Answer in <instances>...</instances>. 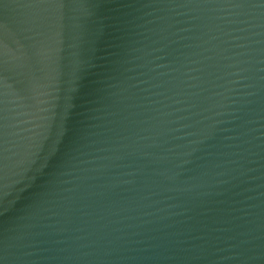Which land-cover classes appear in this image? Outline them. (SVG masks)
Masks as SVG:
<instances>
[{"label":"water","instance_id":"1","mask_svg":"<svg viewBox=\"0 0 264 264\" xmlns=\"http://www.w3.org/2000/svg\"><path fill=\"white\" fill-rule=\"evenodd\" d=\"M0 264H264V0H0Z\"/></svg>","mask_w":264,"mask_h":264}]
</instances>
